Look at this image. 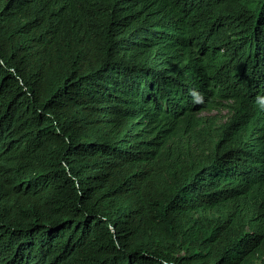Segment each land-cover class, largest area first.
<instances>
[{
	"label": "trees",
	"instance_id": "1",
	"mask_svg": "<svg viewBox=\"0 0 264 264\" xmlns=\"http://www.w3.org/2000/svg\"><path fill=\"white\" fill-rule=\"evenodd\" d=\"M263 257L264 0H0V264Z\"/></svg>",
	"mask_w": 264,
	"mask_h": 264
},
{
	"label": "rangeland",
	"instance_id": "2",
	"mask_svg": "<svg viewBox=\"0 0 264 264\" xmlns=\"http://www.w3.org/2000/svg\"><path fill=\"white\" fill-rule=\"evenodd\" d=\"M221 102L223 104L218 105V107L213 108L211 110L202 111L200 114L206 116H212L218 122V125H224L226 122H228L231 119L233 112L231 110V107L227 105L230 103V101L222 99ZM263 260L264 257L259 259L257 262L260 263Z\"/></svg>",
	"mask_w": 264,
	"mask_h": 264
}]
</instances>
